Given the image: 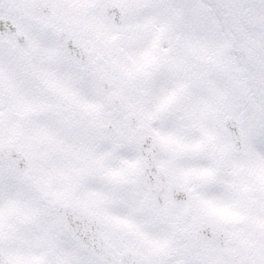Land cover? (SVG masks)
I'll return each mask as SVG.
<instances>
[{"label":"snow or ice","instance_id":"snow-or-ice-1","mask_svg":"<svg viewBox=\"0 0 264 264\" xmlns=\"http://www.w3.org/2000/svg\"><path fill=\"white\" fill-rule=\"evenodd\" d=\"M0 264H264V0H0Z\"/></svg>","mask_w":264,"mask_h":264}]
</instances>
